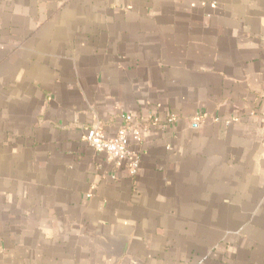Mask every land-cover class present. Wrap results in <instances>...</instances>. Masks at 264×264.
Listing matches in <instances>:
<instances>
[{"label": "crops", "instance_id": "1", "mask_svg": "<svg viewBox=\"0 0 264 264\" xmlns=\"http://www.w3.org/2000/svg\"><path fill=\"white\" fill-rule=\"evenodd\" d=\"M0 264H264V0H0Z\"/></svg>", "mask_w": 264, "mask_h": 264}, {"label": "built area", "instance_id": "2", "mask_svg": "<svg viewBox=\"0 0 264 264\" xmlns=\"http://www.w3.org/2000/svg\"><path fill=\"white\" fill-rule=\"evenodd\" d=\"M126 124L114 136H109L100 123L89 129L85 141L97 152L104 153L112 161L126 162L132 176H137L141 161L139 153L133 144L140 140V125L132 116L125 118ZM176 122L175 116H170L169 124Z\"/></svg>", "mask_w": 264, "mask_h": 264}]
</instances>
